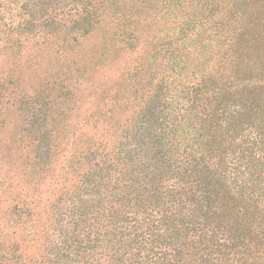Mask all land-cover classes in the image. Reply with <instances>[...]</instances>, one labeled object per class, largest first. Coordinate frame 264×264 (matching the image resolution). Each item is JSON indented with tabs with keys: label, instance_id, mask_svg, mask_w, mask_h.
<instances>
[{
	"label": "trees",
	"instance_id": "16d2710c",
	"mask_svg": "<svg viewBox=\"0 0 264 264\" xmlns=\"http://www.w3.org/2000/svg\"><path fill=\"white\" fill-rule=\"evenodd\" d=\"M132 1L11 0L5 13L15 29L80 36ZM199 1L216 68L193 71L179 99L160 86L120 141L75 159L77 180L45 208L43 255L0 264H264V0Z\"/></svg>",
	"mask_w": 264,
	"mask_h": 264
},
{
	"label": "rangeland",
	"instance_id": "374dc122",
	"mask_svg": "<svg viewBox=\"0 0 264 264\" xmlns=\"http://www.w3.org/2000/svg\"><path fill=\"white\" fill-rule=\"evenodd\" d=\"M130 4L123 18L107 10L79 36L15 29L20 4L0 0V258L17 250L39 259L45 208L77 180L75 159L120 141L160 86L179 99L200 78L193 71L216 68L220 39L199 0ZM203 32L205 50L196 43Z\"/></svg>",
	"mask_w": 264,
	"mask_h": 264
}]
</instances>
